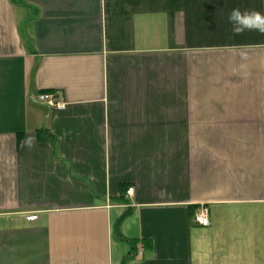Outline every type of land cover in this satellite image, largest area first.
I'll return each mask as SVG.
<instances>
[{"label": "crops", "instance_id": "obj_1", "mask_svg": "<svg viewBox=\"0 0 264 264\" xmlns=\"http://www.w3.org/2000/svg\"><path fill=\"white\" fill-rule=\"evenodd\" d=\"M0 264H264V0H0Z\"/></svg>", "mask_w": 264, "mask_h": 264}, {"label": "built area", "instance_id": "obj_2", "mask_svg": "<svg viewBox=\"0 0 264 264\" xmlns=\"http://www.w3.org/2000/svg\"><path fill=\"white\" fill-rule=\"evenodd\" d=\"M38 101L41 103H45L51 108H56L59 110H63L66 108V104L62 99V96L58 92H47L42 93L38 97ZM134 191L133 187L128 188L127 193L131 194ZM194 219L197 223L208 226L210 224L209 212L207 208H203L200 212H197L194 215Z\"/></svg>", "mask_w": 264, "mask_h": 264}, {"label": "trees", "instance_id": "obj_3", "mask_svg": "<svg viewBox=\"0 0 264 264\" xmlns=\"http://www.w3.org/2000/svg\"><path fill=\"white\" fill-rule=\"evenodd\" d=\"M129 213H130L129 210L126 211V212L124 213V215L120 218V220L118 221V223H120V222L122 221V219H124Z\"/></svg>", "mask_w": 264, "mask_h": 264}]
</instances>
